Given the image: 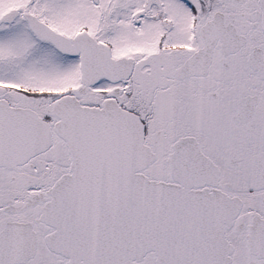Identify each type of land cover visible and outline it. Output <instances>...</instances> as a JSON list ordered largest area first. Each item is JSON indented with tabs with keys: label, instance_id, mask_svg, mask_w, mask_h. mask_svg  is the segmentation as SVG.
I'll return each mask as SVG.
<instances>
[{
	"label": "snow or ice",
	"instance_id": "obj_1",
	"mask_svg": "<svg viewBox=\"0 0 264 264\" xmlns=\"http://www.w3.org/2000/svg\"><path fill=\"white\" fill-rule=\"evenodd\" d=\"M0 264H264V0H0Z\"/></svg>",
	"mask_w": 264,
	"mask_h": 264
}]
</instances>
